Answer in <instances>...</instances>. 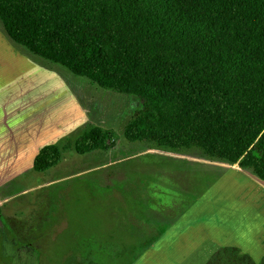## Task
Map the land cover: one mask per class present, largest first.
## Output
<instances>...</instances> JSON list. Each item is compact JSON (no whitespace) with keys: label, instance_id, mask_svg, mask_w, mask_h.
Listing matches in <instances>:
<instances>
[{"label":"rangeland","instance_id":"1","mask_svg":"<svg viewBox=\"0 0 264 264\" xmlns=\"http://www.w3.org/2000/svg\"><path fill=\"white\" fill-rule=\"evenodd\" d=\"M3 79L1 161L65 149L46 173L0 171V264H264V182L251 170L197 146L126 141L143 99L33 55L0 21ZM91 126L117 140L77 155L70 144Z\"/></svg>","mask_w":264,"mask_h":264},{"label":"trees","instance_id":"2","mask_svg":"<svg viewBox=\"0 0 264 264\" xmlns=\"http://www.w3.org/2000/svg\"><path fill=\"white\" fill-rule=\"evenodd\" d=\"M0 21L33 55L143 99L126 141L197 146L264 182V0H0ZM116 140L91 126L70 146L83 156ZM64 149L42 147L33 171Z\"/></svg>","mask_w":264,"mask_h":264},{"label":"crops","instance_id":"3","mask_svg":"<svg viewBox=\"0 0 264 264\" xmlns=\"http://www.w3.org/2000/svg\"><path fill=\"white\" fill-rule=\"evenodd\" d=\"M7 84L8 83L6 81H4V79L2 82H0V134H10L11 133V126L8 128V130H5L3 127L4 119L6 116V114L4 115L5 105L7 104L6 99H7V94H9V90H8L9 85H7ZM40 149H41V147H40ZM40 149H38L36 152H34L30 158H28V153H27L29 150L26 148H23V150L15 153L14 155L11 156V158L6 159L7 162H6V160L1 161L2 157L0 156V171L6 170L5 172H8L11 175V174L16 173V172L18 174L20 171L31 170L30 164H32V167H33L34 158ZM22 166H25L24 170L21 169ZM14 178H15V176L14 177L11 176L8 181L13 180ZM0 228L3 229V225H0Z\"/></svg>","mask_w":264,"mask_h":264}]
</instances>
